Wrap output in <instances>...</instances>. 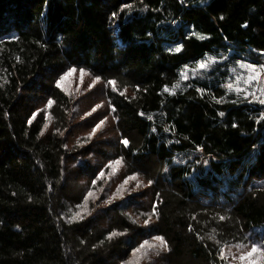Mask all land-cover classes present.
I'll use <instances>...</instances> for the list:
<instances>
[{"label":"trees","instance_id":"16d2710c","mask_svg":"<svg viewBox=\"0 0 264 264\" xmlns=\"http://www.w3.org/2000/svg\"><path fill=\"white\" fill-rule=\"evenodd\" d=\"M254 55L264 0H0V264H232L224 249L264 233V108L229 91L219 68L205 83L180 73L207 56L230 70ZM70 69L102 84L86 99L93 111L104 98L103 115L75 124L82 100L57 87ZM99 117L112 126L73 139ZM203 155L196 178L189 161ZM117 159L148 189L77 207L89 190L116 192L105 166Z\"/></svg>","mask_w":264,"mask_h":264},{"label":"rangeland","instance_id":"374dc122","mask_svg":"<svg viewBox=\"0 0 264 264\" xmlns=\"http://www.w3.org/2000/svg\"><path fill=\"white\" fill-rule=\"evenodd\" d=\"M255 56V60L258 62L257 65V71H259V66L260 65H264V55L263 56ZM212 57V56H207L206 59L204 60L205 62H208V58ZM226 56H222V58L220 59H215V63H211L210 67H214V68H219L220 71L222 72V76H223V80H225V82H229L233 85V90H231L232 93L238 94L235 89L236 87H240L241 92L240 94H244L249 100L250 103L255 104L256 106H261L264 108V105H260L258 103V99H264V72H261L259 76H257V78L252 81L250 84H245L244 81L247 79L248 75H249V70L245 69V68H241L240 67V62H231V64L229 65V69L227 70V67H218L215 66L216 63H222L223 59ZM243 62V61H242ZM199 63V62H198ZM198 63L196 64V68H185L184 70L181 71L182 72H186L187 73V79H182V82H190L192 80H197L199 82H211V74H208L209 68L200 70L198 68ZM247 63V62H244ZM196 69V74L193 75L192 70ZM233 69H235L233 71ZM214 70V69H213ZM212 70V73H213ZM180 73V74H181ZM255 74V73H253ZM240 76L241 79L238 82L236 80L237 76ZM65 76L64 80L62 81V88L64 90H66L67 92L71 93L74 95V98H81L82 100V110L83 113L80 116V120L76 121L75 124L78 125L79 122H83L82 120H85L86 118L93 116L94 112L92 111V109H89V105L92 102L90 100V98L86 97L89 94H93L95 93L96 95H101L103 92H101L99 89L101 88L102 84L99 81H94L91 80L86 74L83 75V77H81V73H77V72H71L70 75H63ZM110 85H103V90L109 88ZM245 89H247V91H245ZM175 91L173 90V93ZM249 93H255V97H253V95H250ZM103 99L100 100V102H98L97 104L100 105V107L95 110L97 114L99 115H103L104 114V104H103ZM46 107L49 110V106L46 105ZM93 108V107H92ZM85 110H89L86 111L87 114H85ZM104 120V123L101 125L100 129H98L97 131L101 130H108V128H110L112 126V123L109 121V119L105 118V117H99L96 121V123H99L100 120ZM95 123V124H96ZM83 125L81 127H78L75 131L74 137L73 139L78 138L79 136H83V135H89V128L87 123H82ZM114 124H116V121L114 120ZM52 126V120L49 123V129ZM95 126V125H94ZM113 129V128H112ZM115 129V128H114ZM89 132V133H88ZM96 134V133H95ZM111 134H114V132H112ZM90 137V136H89ZM101 139H98L99 142H102V144H107V141H110L109 139L106 140L105 137H100ZM103 139V141H101ZM87 144V143H86ZM111 148V147H110ZM109 148V149H110ZM108 149V150H109ZM107 150V149H105ZM204 161H207V159L205 158V156L203 155L202 160L195 163L193 158L189 161V165L191 166V170H192V174L198 178L201 176H205V173L207 171V164L204 163ZM109 164V162H108ZM186 164H184L185 166ZM111 171L108 173L109 174V178H110V183L112 182L113 184H111L110 186H114L115 190L117 189V187L123 182V180L128 177L126 176V169L124 167L123 164H114L112 166V168H109ZM205 172V173H204ZM135 179L129 180L128 184L124 186V188L121 189V196L123 198H120L118 201L125 199H128L130 195H132L134 193L135 197L141 195L142 193H144L147 189H148V185L147 183L139 176H135ZM263 186L264 184L259 182V183H255L254 187H258V186ZM202 192L199 193V195H203L201 194ZM100 193L95 194L94 195V200L97 199V206H101V208H104L105 205H111L114 203V200H112V202L110 204H106L105 201H101L102 199L100 198ZM145 200V198H144ZM117 201V202H118ZM204 202V200H203ZM215 204L218 205H227V201L225 200H221L219 198H216L212 201ZM208 203V202H207ZM101 204V205H100ZM211 204V203H209ZM94 204L92 205L91 208H93ZM132 217H134L133 215H135L134 213H132ZM150 215L153 218H156V214H155V205L152 207L151 209V213ZM141 217H143V219L141 217L137 218V222H140V219H142L143 222H145V220L148 221L147 224L144 223V225H148L150 223L153 222V219L151 217H145L143 214L140 215ZM140 218V219H139ZM136 219V218H135ZM139 219V220H138ZM255 242L258 246H260L261 248H264V233H253L250 236V241L246 244H243V248H240V245H236V246H231L230 248L224 249L223 250V256L226 257L227 259L230 260V262L232 264H244V262H241L238 257L241 254L242 251H248L250 250L251 244ZM134 254H128L129 257H132ZM252 260H254V264H264V258H262L259 254H254V256L252 258H250Z\"/></svg>","mask_w":264,"mask_h":264},{"label":"snow or ice","instance_id":"6c2138e0","mask_svg":"<svg viewBox=\"0 0 264 264\" xmlns=\"http://www.w3.org/2000/svg\"><path fill=\"white\" fill-rule=\"evenodd\" d=\"M130 7H131V5L125 3V4L122 6L121 11H123L124 9H128V8H130ZM117 15H118V14H117L116 12H113V13H112V18L115 19V18L117 17ZM201 39H204V37L201 36ZM182 47H183L182 45L176 47V48H175V51H176L177 53L181 52V51H182ZM211 63H215V59H214L213 57H209V58H208V62H205L204 60H201V61H199V63H198V68H199L200 70L206 69V68L210 67V64H211ZM240 67L249 70V75H248L247 79L244 81L245 84H250L252 81H254V80L257 78V76L260 75L261 72H264V65H260V66H259V71H257V65H256L255 63H250V62H249V63H244V62H240ZM234 70H235V69H233V71H234ZM72 71H73V70L70 69L69 72L66 73L65 75H70ZM192 72H193V75H195V74H196V69H193ZM80 73H81V77H83V75H84V69H80ZM253 73H255V74H253ZM64 78H65V76H61V77H60V79L57 81V87H62V81L64 80ZM181 78H182V79H187V73H186V72H182V73H181ZM97 79H99V77H97ZM240 79H241V77L238 75V76L236 77V80L239 82ZM177 86H178V85H177ZM226 87H227V89H228L229 91L233 90V85H232L231 83H228V84L226 85ZM235 91L239 94V93L241 92L240 87H236ZM245 91H247V89H245ZM249 94H250V95H253V97H255V93H249ZM245 98H247V97H245ZM52 103H53V101H52L51 99H49V100L47 101L48 106H51ZM258 103H259L260 105H264V99H258ZM93 111H95V109H93ZM36 114H37V113L34 112V113L32 114V116L35 117ZM141 115H143V113H141ZM219 115H220L221 117H223V116L225 115V113H224V112H220ZM148 120H152V117L149 116V117H148ZM31 122H32V118H29L28 123L31 124ZM103 123H104V120H103V119L100 120L99 123H96L95 126L92 128L91 133L89 134V136L91 137L92 135H95V133L97 132L98 129H100V127H101V125H102ZM45 127H47V125H46ZM153 131H155V129H153ZM61 135H63V133H61ZM121 143H122L125 147H127V146L129 145V140L125 138V139H123V140L121 141ZM120 163H121V160H120V159H117V160H114V161H110L109 164L106 165L105 167H107V168H112V166H113L114 164H117V165H118V164H120ZM204 163L207 164L208 161H204ZM94 176H95V179L92 180V185H93V186L96 185L97 180H101V179H103V178L105 177V171H104L103 169H101L98 173H94ZM135 178H136L135 175H133V176H129V177H126V178L123 180V182L117 187L116 192L113 193L112 196L109 197V198L105 201V203H106V204H110V203L112 202V200H113L117 195H120V194H121V189L124 188V186L128 184L129 180H132V179H135ZM150 183H151V181H149V184H150ZM100 190L103 191V188H101ZM93 196H94V192H93L92 190H89V191L87 192V195H85V196L83 197V204H82V205H77V207L82 208V209H84V210H87L88 202H89V198H91V197H93ZM96 198L98 199V197H96ZM77 217H79L80 219H83V217L80 215L79 212H77V213L75 214V216L73 217V219H76ZM221 219H223V218H221ZM144 223L147 224L148 221L145 220ZM115 235H116V232H112V233H110V234H109V239H110L112 236H115ZM154 239L157 240V241H159V242L161 243V245H164L165 248H166L167 244H166V241H165V239H164L163 236H156V237H154ZM146 245H148V241H147V240H145L143 243H141V244L139 245L138 248H135L133 254H135L136 252H139L141 249L145 248ZM148 246H149V247H152L151 245H148ZM239 247H240V248H243V247H245V246L240 245ZM221 251H222V250H221ZM254 254H259L262 258H264V248H261V247L258 246L255 242H253V243L251 244L250 250H248V251H242L241 254L239 255L238 259H239L241 262H244V264H254V260L250 259V258H252V257L254 256ZM221 259H223V255H221Z\"/></svg>","mask_w":264,"mask_h":264}]
</instances>
